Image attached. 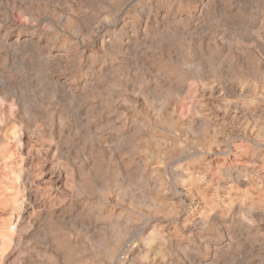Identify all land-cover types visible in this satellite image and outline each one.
Returning <instances> with one entry per match:
<instances>
[{"label": "rangeland", "instance_id": "rangeland-1", "mask_svg": "<svg viewBox=\"0 0 264 264\" xmlns=\"http://www.w3.org/2000/svg\"><path fill=\"white\" fill-rule=\"evenodd\" d=\"M0 264H264V0H0Z\"/></svg>", "mask_w": 264, "mask_h": 264}]
</instances>
